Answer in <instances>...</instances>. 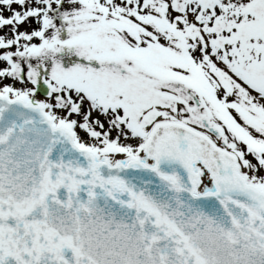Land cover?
Here are the masks:
<instances>
[{
  "label": "snow or ice",
  "instance_id": "1",
  "mask_svg": "<svg viewBox=\"0 0 264 264\" xmlns=\"http://www.w3.org/2000/svg\"><path fill=\"white\" fill-rule=\"evenodd\" d=\"M0 264H264V0H0Z\"/></svg>",
  "mask_w": 264,
  "mask_h": 264
}]
</instances>
